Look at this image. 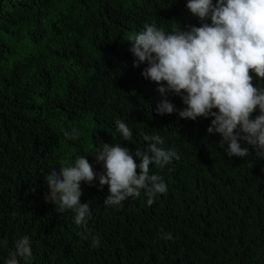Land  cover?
Returning <instances> with one entry per match:
<instances>
[{
    "label": "trees",
    "instance_id": "obj_1",
    "mask_svg": "<svg viewBox=\"0 0 264 264\" xmlns=\"http://www.w3.org/2000/svg\"><path fill=\"white\" fill-rule=\"evenodd\" d=\"M187 2L0 0V264L25 236L32 256L20 264H264V155L241 140L249 156L230 157L222 137L207 133L212 117L158 115L159 85L142 76L146 62L133 67L129 38L146 23L169 33L201 26ZM168 99L186 107L175 94ZM154 134L179 155L150 165L167 192L151 205L143 190L104 205L106 170L95 152L103 144L147 152L143 137ZM80 156L96 173L80 183V201L92 210L86 228L72 209L46 200L45 177Z\"/></svg>",
    "mask_w": 264,
    "mask_h": 264
},
{
    "label": "clouds",
    "instance_id": "obj_2",
    "mask_svg": "<svg viewBox=\"0 0 264 264\" xmlns=\"http://www.w3.org/2000/svg\"><path fill=\"white\" fill-rule=\"evenodd\" d=\"M187 9L203 22L200 27H178L169 33L155 23H146L142 31L129 38V51L136 58L133 67L146 62L142 76L159 85L156 90L164 97L157 105V114L178 111L181 119L192 121L212 117L207 133L222 137L219 147L227 146L230 157L249 156L241 140L264 155V87L254 85L252 75L264 80V0H216L215 4L213 0H188ZM169 94L179 96L186 107L177 110ZM257 108L260 114L251 119ZM116 125L123 138L130 140L129 126L122 120ZM65 136L70 134L65 132ZM143 138L151 141L147 152L136 150L133 155L120 144H103L102 150L95 152L97 163L102 162L106 170L99 175V185H107L109 190L104 205L116 206L129 197L138 198L141 190L151 205L156 194L167 192L163 177L150 175V165L164 167L179 155L174 149L159 146L164 143L160 135ZM95 178L92 165L80 156L73 165L45 177L50 193L46 200L58 202L61 210L72 209L75 224L86 228L92 210L80 201V183H91ZM164 238L171 240L172 236L169 233ZM99 242L93 237V247ZM31 256L30 239L25 236L15 241V251L10 252L5 264H20L21 259L29 261Z\"/></svg>",
    "mask_w": 264,
    "mask_h": 264
}]
</instances>
